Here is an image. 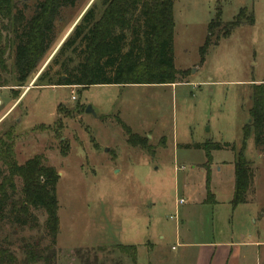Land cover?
<instances>
[{"label": "rangeland", "instance_id": "374dc122", "mask_svg": "<svg viewBox=\"0 0 264 264\" xmlns=\"http://www.w3.org/2000/svg\"><path fill=\"white\" fill-rule=\"evenodd\" d=\"M42 1L22 0L18 8L30 17ZM68 1L27 87H15L12 46L7 87L0 88V133L12 132L17 163L41 155L56 172L55 264H133L111 250L115 245L134 246L135 264H264V137L259 150L252 131L245 141L253 184L235 208L234 152L211 153L212 197L205 153L194 148L230 145L238 153L250 130L252 87L264 80V0H174L173 64L186 73L181 84L38 85L41 73L43 84L55 83L61 66L81 63L78 53L67 52L57 64L52 58L86 10H100L99 0H74L72 7ZM251 15L252 26L245 23ZM211 22L212 44L200 64ZM15 186L11 200L19 198V180ZM31 214L34 229L12 220L0 225V246L18 260L24 242L49 243L44 212Z\"/></svg>", "mask_w": 264, "mask_h": 264}, {"label": "trees", "instance_id": "16d2710c", "mask_svg": "<svg viewBox=\"0 0 264 264\" xmlns=\"http://www.w3.org/2000/svg\"><path fill=\"white\" fill-rule=\"evenodd\" d=\"M21 1L0 0V88L7 87L4 75L10 72L6 62L12 46L15 87H27L35 75L37 64L47 52L54 22L67 0H43L30 17L18 8ZM68 2L71 7L75 3L74 0ZM99 3L100 10L95 5L86 10L71 37L61 44L52 58L56 63L67 52L73 56L78 53L76 56L81 57V63L75 69L61 66L64 74L55 83L48 79L43 84L45 75L41 73L37 78L38 85L89 88L183 83L186 73L176 71L173 64L174 0H99ZM242 13L243 11L236 17L235 26L241 23ZM253 22L251 15L245 23L252 26ZM212 27L211 22L205 43L200 49V64L204 62L207 49L212 44ZM223 36L226 37L227 34ZM251 102L249 116L252 124L249 131L243 132V143L238 153L230 145L205 143L194 146L205 153L207 196H212L208 187L209 168L206 167L211 163V153L224 149L234 152L233 208L246 203L253 184L252 165L243 155L250 131L257 150L263 143L264 80L259 85H253ZM122 127L131 144L133 136L130 129L125 125ZM16 180L21 183L19 198L11 200L10 194L16 192ZM56 185V172L46 164L41 155L19 165L15 158L12 132L0 133V225L5 220H12L18 227L29 224V228L34 229L37 218L31 214V210H42L46 216L45 228L49 237V243L44 247L40 245V239L24 242L20 246L23 256L20 260L9 247L0 246V264L56 263L59 225ZM262 213L264 214V208ZM111 250L128 256L133 264L136 263L134 246L115 245Z\"/></svg>", "mask_w": 264, "mask_h": 264}, {"label": "water", "instance_id": "95a60500", "mask_svg": "<svg viewBox=\"0 0 264 264\" xmlns=\"http://www.w3.org/2000/svg\"><path fill=\"white\" fill-rule=\"evenodd\" d=\"M85 113L86 114H92L93 116H95L93 111H92V109L90 107H87V109L85 110Z\"/></svg>", "mask_w": 264, "mask_h": 264}, {"label": "crops", "instance_id": "0c3cea01", "mask_svg": "<svg viewBox=\"0 0 264 264\" xmlns=\"http://www.w3.org/2000/svg\"><path fill=\"white\" fill-rule=\"evenodd\" d=\"M232 185H233V183H232ZM255 244V243H254ZM257 244V243H256ZM224 247H226V248H229V247H238V246H224Z\"/></svg>", "mask_w": 264, "mask_h": 264}, {"label": "built area", "instance_id": "2783aa9c", "mask_svg": "<svg viewBox=\"0 0 264 264\" xmlns=\"http://www.w3.org/2000/svg\"><path fill=\"white\" fill-rule=\"evenodd\" d=\"M74 99V98H73ZM181 203V202H180Z\"/></svg>", "mask_w": 264, "mask_h": 264}]
</instances>
